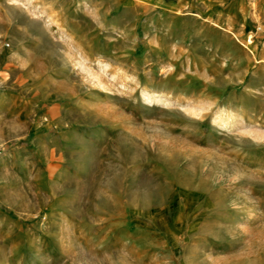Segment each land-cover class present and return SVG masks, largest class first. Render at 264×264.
Here are the masks:
<instances>
[{
  "label": "rangeland",
  "instance_id": "obj_1",
  "mask_svg": "<svg viewBox=\"0 0 264 264\" xmlns=\"http://www.w3.org/2000/svg\"><path fill=\"white\" fill-rule=\"evenodd\" d=\"M249 1L218 36L248 59L221 66L192 43L211 18L154 0H0V264H264V118L221 129L178 101L224 69L264 88Z\"/></svg>",
  "mask_w": 264,
  "mask_h": 264
},
{
  "label": "crops",
  "instance_id": "obj_2",
  "mask_svg": "<svg viewBox=\"0 0 264 264\" xmlns=\"http://www.w3.org/2000/svg\"><path fill=\"white\" fill-rule=\"evenodd\" d=\"M163 13L173 14L180 12L189 15L200 21L201 19L211 18L216 26L211 29V37L193 39V46L201 50V55L207 56L211 62H218L221 66L227 62H239L240 59L247 60L249 53L237 40L232 38L219 39L218 36L226 34L224 30L243 32L246 27L247 17L250 13L249 0H154ZM260 1V0H259ZM225 24V25H224ZM228 26V29H227ZM224 29V30H223ZM215 36V38H214ZM225 68V67H223ZM259 68L252 71L250 77L243 75L233 76L228 69L220 72L222 79H235L231 86L227 82L223 86L209 88L203 92L189 94L186 92L178 93V101L185 105L186 100H192L194 107L202 106L201 109L195 108V112L201 117L208 118L210 126L225 129L228 127L254 126L257 121L264 118L259 107L258 100L264 97V88L257 85L256 75ZM209 72L207 76L216 78ZM263 92H262V91ZM233 112L232 118L239 121L220 127L217 124V116L220 112ZM209 112V115H208ZM241 122V123H240Z\"/></svg>",
  "mask_w": 264,
  "mask_h": 264
},
{
  "label": "bare ground",
  "instance_id": "obj_3",
  "mask_svg": "<svg viewBox=\"0 0 264 264\" xmlns=\"http://www.w3.org/2000/svg\"><path fill=\"white\" fill-rule=\"evenodd\" d=\"M49 17V16H48ZM82 60V59H81ZM83 62V61H82ZM100 62V61H99ZM79 65H80V67L83 69L84 68V66L82 65V63L80 62V61H78L77 62ZM101 63V62H100ZM104 64V63H103ZM106 64V63H105ZM100 65V64H99ZM103 67V66H102ZM84 70V69H83ZM87 72V71H86ZM144 94V95H143ZM142 95L144 96V98H145V100H155V101H162V100H164V98L160 95H154L153 93H149V92H145V93H143ZM230 117H229V115H226V118H225V120H224V122L222 123L223 125L225 124V126H226V124H228V122H229V119ZM250 134V136H252V137H255L254 135L255 134H252V132H250L249 133ZM257 135V134H256ZM257 138H258V136H256Z\"/></svg>",
  "mask_w": 264,
  "mask_h": 264
}]
</instances>
